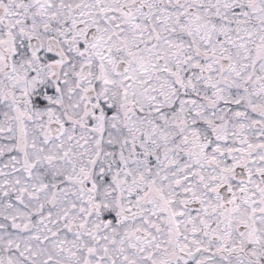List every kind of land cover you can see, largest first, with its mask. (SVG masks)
<instances>
[{"label": "snow or ice", "instance_id": "obj_1", "mask_svg": "<svg viewBox=\"0 0 264 264\" xmlns=\"http://www.w3.org/2000/svg\"><path fill=\"white\" fill-rule=\"evenodd\" d=\"M0 264H264V0H0Z\"/></svg>", "mask_w": 264, "mask_h": 264}]
</instances>
